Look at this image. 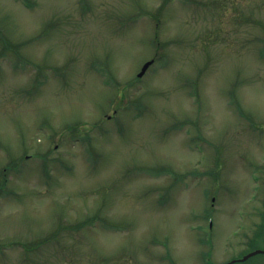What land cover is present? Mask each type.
<instances>
[{
  "label": "clouds",
  "instance_id": "clouds-1",
  "mask_svg": "<svg viewBox=\"0 0 264 264\" xmlns=\"http://www.w3.org/2000/svg\"><path fill=\"white\" fill-rule=\"evenodd\" d=\"M261 212L264 0H0V264H223Z\"/></svg>",
  "mask_w": 264,
  "mask_h": 264
},
{
  "label": "flooded vegetation",
  "instance_id": "flooded-vegetation-1",
  "mask_svg": "<svg viewBox=\"0 0 264 264\" xmlns=\"http://www.w3.org/2000/svg\"><path fill=\"white\" fill-rule=\"evenodd\" d=\"M251 235L244 234L245 243L241 249L231 255L223 264H264V212L259 214V223L251 220ZM211 248V242H209ZM211 251L208 252L211 264Z\"/></svg>",
  "mask_w": 264,
  "mask_h": 264
},
{
  "label": "rangeland",
  "instance_id": "rangeland-1",
  "mask_svg": "<svg viewBox=\"0 0 264 264\" xmlns=\"http://www.w3.org/2000/svg\"><path fill=\"white\" fill-rule=\"evenodd\" d=\"M210 255L212 256V253H210Z\"/></svg>",
  "mask_w": 264,
  "mask_h": 264
}]
</instances>
